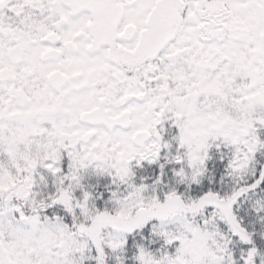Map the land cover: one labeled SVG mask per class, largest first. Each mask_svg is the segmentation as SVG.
Here are the masks:
<instances>
[{"label":"snow or ice","instance_id":"6c2138e0","mask_svg":"<svg viewBox=\"0 0 264 264\" xmlns=\"http://www.w3.org/2000/svg\"><path fill=\"white\" fill-rule=\"evenodd\" d=\"M0 264H264V0H0Z\"/></svg>","mask_w":264,"mask_h":264}]
</instances>
